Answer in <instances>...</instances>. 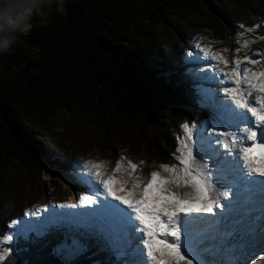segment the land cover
Returning <instances> with one entry per match:
<instances>
[{"label": "trees", "instance_id": "1", "mask_svg": "<svg viewBox=\"0 0 264 264\" xmlns=\"http://www.w3.org/2000/svg\"><path fill=\"white\" fill-rule=\"evenodd\" d=\"M261 21L264 0H65L62 12L34 23L0 54V235L48 194L43 144L57 148L61 169L73 171L79 155L119 145L131 158L167 160L184 122L205 136L210 99L187 69L186 31L208 28L226 41L240 24L260 25L253 30L264 37ZM59 109L70 116L61 144L38 129ZM72 228L56 224L17 238L3 264H114L116 256L90 234L85 249L69 254Z\"/></svg>", "mask_w": 264, "mask_h": 264}, {"label": "snow or ice", "instance_id": "2", "mask_svg": "<svg viewBox=\"0 0 264 264\" xmlns=\"http://www.w3.org/2000/svg\"><path fill=\"white\" fill-rule=\"evenodd\" d=\"M261 24H264V21H261ZM259 26L253 25L246 31L251 32L253 28ZM239 27L245 28V25L240 24ZM241 35L243 33H237V36ZM260 38L264 39V37ZM249 43L251 41H243L244 46ZM196 47L206 59L223 64L229 63L219 52H210L207 48H201L199 44ZM239 51V48L234 49V52ZM257 55L264 59V54L257 53ZM243 59L251 64L257 63V60L252 59L249 55H245ZM232 63L235 67L230 72H225L223 68H220L219 71L223 72L225 80L233 85V87L224 88V92L235 105V107L229 106L228 108L231 118L238 122L237 127L239 123H243L244 128L241 130V139L233 140L231 144L223 143V147L225 149L233 148L236 151V157L233 158L232 163L234 171L238 174L237 179L245 186H259L262 194L261 204L264 207V179H257V177L264 178V70L252 71L248 67L241 68L242 61L235 56ZM242 85L248 89L247 93L242 90ZM253 90L260 94L255 95L252 102H249ZM180 127L184 130L185 135L182 139L178 138L180 146L172 155L181 167L177 169L176 164L171 166L162 164L161 167L172 173L171 176H161L156 171L151 172V178L143 185L142 195L139 198L135 197L131 189H125L124 182H118L113 175L105 178L99 163L93 162L91 168H88L89 162H85L77 179L86 187L87 191L81 192L76 202L67 201L57 205L59 208H82L84 209L81 213L83 216L105 218L112 225L111 229L95 224L89 226L100 228L101 234L118 256L125 254V246L132 249L131 256L125 261V264H165V261H170V264H180L181 261L184 264H193L194 260L196 264H205L197 251V240L194 235V224L201 217L192 214L213 213L214 207H220V204L218 201L208 198V193L212 188V179L207 162L197 163V157L202 159L206 153L203 142L198 144L193 140L195 123L189 126L187 122H184ZM257 127L260 129L259 142H257V132L255 131ZM207 131L216 133L215 142L217 145L222 143L219 137L236 135L235 133H217L215 127L208 128ZM209 147H211L210 144ZM208 154L217 155L218 153L213 151ZM225 155L231 156V152ZM123 159L124 157H120L116 161L113 172L121 168ZM127 168L135 170L137 165L128 160ZM128 175L132 176V172L129 171ZM169 179L175 183L183 180L185 184H190L195 190V197L181 198L169 191L165 187ZM115 183H120L121 187L114 188ZM229 183L233 182L229 181ZM100 187L103 188L102 192L99 190ZM100 197H104V199L101 200ZM109 197L111 199H108ZM229 206H231V202H229ZM49 207L48 204H45L35 211L25 210L24 216H40V213ZM64 215L53 211L50 216L41 217L39 225L46 228ZM33 223L35 222L25 221L24 227L18 228L15 236L27 239L28 233L34 230L30 226ZM17 224L18 221L13 219L8 227L11 229L13 225ZM117 232L121 235H116ZM169 237L171 238L170 242ZM134 241H138L135 247H133ZM13 242L12 232L0 235V244L8 245L0 250V264H3L7 256L15 251L12 247ZM259 243L261 245L259 251H257L254 242L247 251L242 245H233L232 251L237 252L239 256L235 264H255V258L264 255V223L260 225ZM229 264H234V262L230 260Z\"/></svg>", "mask_w": 264, "mask_h": 264}, {"label": "rangeland", "instance_id": "3", "mask_svg": "<svg viewBox=\"0 0 264 264\" xmlns=\"http://www.w3.org/2000/svg\"><path fill=\"white\" fill-rule=\"evenodd\" d=\"M216 12L218 13L217 10ZM238 32L243 33V35L237 36L233 40L222 41L215 39L212 31L208 28H189L186 31L187 41L189 43L188 52H184L185 57L188 59L187 69L192 70L194 74L193 78L197 79V83L206 87L204 95L210 99V102L206 106L208 119L207 125L204 126L205 136H201L199 139V137H196L195 131L193 130V140L197 141L198 144L199 142H203L206 153L202 159L197 157V163L207 162V168L210 170L209 174L212 179V188L208 193V198L212 199L215 193L216 196L214 197V200L218 201L219 204L220 200L225 198L223 197V191L229 192L228 188H235L239 183V180L237 179L238 174L234 171V165L232 163L233 158L236 157V151L233 148L225 149L223 147V143L231 144L233 140L241 139L242 131L240 130H242V125L244 126V124L239 123V126L237 127L238 122L232 120L231 113L228 111L229 106L235 107V105L232 104L231 98L224 92V88L233 87V85L231 82L226 81L224 73L219 71L220 68L224 67L223 63H218L215 60L204 58L203 53L196 47V45L199 44L201 48L206 47L210 52H219L225 60L229 61L226 68H223L225 72H230L231 69L235 67L232 63L234 56L241 59V68L248 67L252 71L264 70V59H261L260 56L257 55V53L264 54V39L260 38L262 36L256 34L254 30L248 32L245 28L238 29ZM245 40L251 41V43L244 46L243 41ZM236 48H239L240 51L234 52V49ZM245 55H249L252 59H256L257 63L251 64L244 60L243 57ZM242 90L245 93L248 92L247 88H243ZM250 97H252V95ZM69 118L70 116L67 111L59 109L51 114L44 124L38 125V129L44 134L46 139L54 140L55 142L61 144L60 135ZM212 127L216 128L217 133H235L236 135H224L219 137L222 143L217 145L215 142L216 133H210L207 131L208 128ZM209 144L211 147H209ZM43 150L45 154L42 157V176L46 180H49L50 189L48 190V194L35 203L29 211H35L45 204H48L50 206L49 208L58 209L57 205L60 203L67 201L76 202L79 198V194L87 191L86 187L77 179L81 168L85 165V162H89L88 168H91V163L93 162L99 163L105 178L109 175L121 176L126 184V189H131L136 198H139L142 195L141 189L151 178V172L156 171L161 176L172 175V173L161 167L162 164H167L169 166L176 164L177 169L181 167L178 161L174 159L173 155H170L167 160H150L143 153L137 157L131 158L126 154L125 149L119 145L117 147H112V149L108 152H102L95 149L87 151L76 158V169L73 171H66L61 169L59 165V158L58 155H56V147L51 146L50 143H46L43 144ZM213 151L218 154H208ZM228 152H231V156L225 155ZM120 157H124L121 161V168L113 172L116 161L119 160ZM128 160H131L137 165L135 170L127 168ZM16 164L17 163L15 161L9 163L5 175L6 183H8L14 175ZM48 169L50 174L48 173ZM129 171L132 172V176L128 175ZM51 179L57 180V185H53V183L50 182ZM229 181H232L233 183L231 186H227V188L226 183H229ZM165 187L181 198H194L196 195L194 188L190 184H185L183 180L179 183H175L169 179ZM218 187H221V190H223L220 192L222 194L216 193ZM99 190L102 192L103 188L100 187ZM99 199L103 200L104 197H100ZM83 210L84 209L82 208H64L63 211L57 210V213L65 215L59 218L57 222L49 224L46 228L39 225L41 217L49 216L45 213V211H42L40 216L30 217V219L26 221L35 222L30 226L34 229L33 232H36V234L39 232L38 235L43 233L50 225L53 226L54 224H58L67 228L73 226V228L66 233H68V235L72 238L75 237L76 240L72 244H65L68 249V253L73 254L81 251L85 247V243H81L80 239L84 238L85 242L87 234L93 232L94 235L100 236V234L91 229L92 227L89 225L97 223L104 225L106 229H111L112 227L110 224H104L105 219L103 217L81 215ZM88 211H91V209H88ZM195 215L201 217V219L194 224L195 226L200 227L206 223H211L212 226H214V230H212L213 234H210L208 239H203V242H198L196 245L200 258L205 261V264H229L230 260H232L235 264V262L239 259V256L237 252L232 251V242L234 240H239L238 245H242L246 251L250 249L253 242L255 243L257 251L260 250L261 245L259 241L261 223H258L259 225H257V222L253 219L249 220V222L245 220H233L229 222L224 220L223 217H214L212 213H196ZM24 222L25 221H20L17 225H13L12 228L8 230V232L13 233L14 241L17 239L15 236L16 230L24 227ZM80 224H83V227H80ZM250 230L252 232H250ZM228 232H230V236H228ZM244 232L245 234H248L243 235ZM116 235L121 234L117 232ZM121 243H123V241H121ZM136 243H138V241L133 242V247H135ZM6 246L8 245L0 244V250H3ZM131 251V248L125 246V254L118 256L114 263L125 264V261H127L131 256ZM113 254L117 255L116 252ZM255 263L264 264V255L255 258ZM180 264H184V262L181 261ZM193 264H196L195 260L193 261Z\"/></svg>", "mask_w": 264, "mask_h": 264}, {"label": "clouds", "instance_id": "4", "mask_svg": "<svg viewBox=\"0 0 264 264\" xmlns=\"http://www.w3.org/2000/svg\"><path fill=\"white\" fill-rule=\"evenodd\" d=\"M65 0H0V54L9 52L34 23H47L53 9L62 12Z\"/></svg>", "mask_w": 264, "mask_h": 264}, {"label": "bare ground", "instance_id": "5", "mask_svg": "<svg viewBox=\"0 0 264 264\" xmlns=\"http://www.w3.org/2000/svg\"><path fill=\"white\" fill-rule=\"evenodd\" d=\"M252 95L253 96H255V95H257V92L255 91V90H253V92H252ZM253 98L254 97H250V100L252 101L253 100ZM209 103V102H208ZM207 103V104H208ZM249 116H250V114H249ZM249 126H251V125H249ZM244 128V126L242 125V129ZM241 131V130H240ZM201 137H199V139H200ZM236 156V155H235ZM231 160V159H230ZM233 161V160H232ZM48 173L50 174V171H49V169H48ZM239 183H240V181H239ZM232 185V183H230V185H229V183H226V187L228 186H231ZM227 187V188H228ZM235 188H233V187H231V188H228V190H229V192H224L223 190H221V187H218V189L216 190V193L217 194H222V193H220L221 191H223V197H227L229 194H231L232 193V191L231 190H234ZM216 195H215V193H214V195H213V197H212V200H214V197H215ZM217 208L215 207L214 208V211L216 210ZM213 211V213L212 214H214L215 212ZM257 213V212H256ZM224 214V213H223ZM195 215V214H194ZM225 217L226 216H228V215H224ZM219 218V217H218ZM242 220H245V221H248L249 222V220H251V218H243ZM210 231H212V230H214V226L211 228V229H209ZM249 232V231H248ZM250 232H252V231H250ZM211 233H213V232H211ZM246 234H248V233H246ZM245 234V232H244V234L243 235H246ZM78 235V234H77ZM209 235V234H208ZM210 236V235H209ZM169 239V241L171 240V238L169 237L168 238ZM183 240V239H182ZM203 240V239H202ZM202 240H199V241H197V243L198 242H201ZM204 241V240H203ZM202 241V242H203ZM199 246V245H198Z\"/></svg>", "mask_w": 264, "mask_h": 264}, {"label": "water", "instance_id": "6", "mask_svg": "<svg viewBox=\"0 0 264 264\" xmlns=\"http://www.w3.org/2000/svg\"><path fill=\"white\" fill-rule=\"evenodd\" d=\"M221 17H222L223 19H225V17H224L223 15H221Z\"/></svg>", "mask_w": 264, "mask_h": 264}]
</instances>
